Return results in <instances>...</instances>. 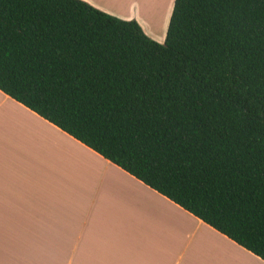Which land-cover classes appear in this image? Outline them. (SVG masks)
<instances>
[{"label":"trees","instance_id":"1","mask_svg":"<svg viewBox=\"0 0 264 264\" xmlns=\"http://www.w3.org/2000/svg\"><path fill=\"white\" fill-rule=\"evenodd\" d=\"M0 90L264 260V0H0Z\"/></svg>","mask_w":264,"mask_h":264},{"label":"crops","instance_id":"2","mask_svg":"<svg viewBox=\"0 0 264 264\" xmlns=\"http://www.w3.org/2000/svg\"><path fill=\"white\" fill-rule=\"evenodd\" d=\"M163 43L174 0H82ZM0 264L264 260L0 90Z\"/></svg>","mask_w":264,"mask_h":264},{"label":"rangeland","instance_id":"3","mask_svg":"<svg viewBox=\"0 0 264 264\" xmlns=\"http://www.w3.org/2000/svg\"><path fill=\"white\" fill-rule=\"evenodd\" d=\"M169 2H170L169 0H165V5L164 6L167 7V5H169Z\"/></svg>","mask_w":264,"mask_h":264}]
</instances>
